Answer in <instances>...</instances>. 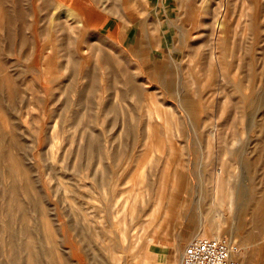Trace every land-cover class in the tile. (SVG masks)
<instances>
[{
  "label": "rangeland",
  "instance_id": "374dc122",
  "mask_svg": "<svg viewBox=\"0 0 264 264\" xmlns=\"http://www.w3.org/2000/svg\"><path fill=\"white\" fill-rule=\"evenodd\" d=\"M0 161V264H262L264 0H0Z\"/></svg>",
  "mask_w": 264,
  "mask_h": 264
},
{
  "label": "bare ground",
  "instance_id": "6f19581e",
  "mask_svg": "<svg viewBox=\"0 0 264 264\" xmlns=\"http://www.w3.org/2000/svg\"><path fill=\"white\" fill-rule=\"evenodd\" d=\"M21 9V8H20ZM21 12V11H20ZM64 17L69 21V22H71V21H73V18H74V12H72V11H70V10H67V9H65L64 10ZM76 15H77V13H76ZM73 23V22H72ZM77 24V23H76ZM78 25V24H77ZM79 25H81V23L79 22ZM8 157L9 156V154H7V153H2L1 154V157H2V160L3 159H5L6 157ZM2 161H0V167H1V165H2V163H1ZM6 174L8 175V176H10V177H12V176H14V173H13V168L12 167H10V168H6ZM13 193H14V190H13V187H10V188H5V190H4V194H3V196L4 197H6V198H8V197H10V196H12L13 195ZM218 194H217V192H216V189L214 190V192H213V197H212V201H211V206H212V209H215L218 205H222V203H219L218 204V202L217 201H219V197L217 196ZM9 205L7 204V206H4V207H2V212L4 213V214H8V211H9ZM229 207H230V209L232 208V205H231V202L229 203ZM229 209V210H230ZM233 210V209H232ZM227 211V210H226ZM217 213H219V212H217ZM225 213V212H224ZM220 214V213H219ZM253 214H254V216H255V221H254V225H253V227H252V229L249 231V234H248V236L245 238V240H244V242L246 243L248 240H252V239H255V238H257L258 236H259V233H260V225L264 222V199L263 200H261L258 204H257V207H256V209H255V211L253 212ZM242 216V215H241ZM220 217V220L222 221V222H220V220L218 219V217L217 216H214L213 217V220H212V225L210 226V229L209 230H211L214 234H216V236L215 237H211L212 239H218V238H220L219 237V233L221 232V230L223 229V225H228V223H229V220L228 219H226V217L225 216H219ZM7 218V217H6ZM223 224V225H222ZM6 227H7V225H6ZM207 231H208V229H206V231L203 233V234H201L200 236H198L197 238H204V236H207ZM14 237V236H13ZM229 238L231 237L232 239H231V241H235L236 242V240L239 238V236H236L235 237V235L234 236H228ZM12 240V239H11ZM14 241V240H13ZM230 241V242H231ZM12 242V241H11ZM14 243V242H13ZM232 243V242H231ZM175 244V243H174ZM232 244H234V243H232ZM149 245H148V249H149ZM175 252V251H174ZM237 253H238V251H237ZM237 253H235L233 256H234V258H238L239 257V253H238V255H236ZM146 254V253H145ZM149 258H150V256L149 255H146L145 256V260H149ZM239 260V259H238ZM242 262H243V264H256L255 263V260L253 259V257H244L243 259H242ZM262 264H264V262L262 263Z\"/></svg>",
  "mask_w": 264,
  "mask_h": 264
},
{
  "label": "built area",
  "instance_id": "2783aa9c",
  "mask_svg": "<svg viewBox=\"0 0 264 264\" xmlns=\"http://www.w3.org/2000/svg\"><path fill=\"white\" fill-rule=\"evenodd\" d=\"M235 247L226 238H195L184 250L180 264H239Z\"/></svg>",
  "mask_w": 264,
  "mask_h": 264
}]
</instances>
